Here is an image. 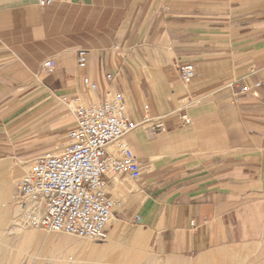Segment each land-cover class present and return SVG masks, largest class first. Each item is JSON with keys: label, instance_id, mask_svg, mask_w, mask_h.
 I'll return each mask as SVG.
<instances>
[{"label": "crops", "instance_id": "obj_1", "mask_svg": "<svg viewBox=\"0 0 264 264\" xmlns=\"http://www.w3.org/2000/svg\"><path fill=\"white\" fill-rule=\"evenodd\" d=\"M38 2L0 0V231L16 210L11 185L17 173L8 168L19 158L30 165L41 153L23 154L50 148L55 136L67 140L74 121L63 132L62 107L72 112L75 104L121 93L137 123L122 141L141 175L104 177L115 206L106 238L95 240L102 244L66 260L41 245L44 234L14 230L0 264L81 261L90 245L119 253L142 247L158 264L260 259L264 0ZM80 50L87 57L83 68L77 65ZM49 60L51 72L42 67ZM186 63L195 67L188 83L179 71ZM84 78L95 90L85 87ZM178 111L188 115L189 125L181 124ZM157 119L163 126L153 130ZM107 151L114 154L115 145ZM9 251L16 260L8 259ZM120 254L89 264H117Z\"/></svg>", "mask_w": 264, "mask_h": 264}, {"label": "built area", "instance_id": "obj_2", "mask_svg": "<svg viewBox=\"0 0 264 264\" xmlns=\"http://www.w3.org/2000/svg\"><path fill=\"white\" fill-rule=\"evenodd\" d=\"M52 1L39 0L38 5L45 7ZM86 61V52L80 50L78 67H85ZM42 67L51 72L54 63L45 61ZM179 71L184 83L195 76V67L190 63L181 65ZM83 83L89 90L96 88L88 78ZM245 91L246 87L240 88V92ZM73 101L77 102V98ZM72 113L74 125L67 132L66 145L58 153H41L30 171L19 180L16 192L22 210L14 218L13 228L43 229L104 240L115 206L107 193L104 177L122 174L136 180L141 175L139 161L122 141L137 123L128 114L121 93L88 106L75 104ZM177 117L182 125L190 124L184 111H178ZM162 126L157 119L151 128L159 130ZM110 144L115 145L114 154L107 151Z\"/></svg>", "mask_w": 264, "mask_h": 264}, {"label": "rangeland", "instance_id": "obj_3", "mask_svg": "<svg viewBox=\"0 0 264 264\" xmlns=\"http://www.w3.org/2000/svg\"><path fill=\"white\" fill-rule=\"evenodd\" d=\"M81 106H87V105L82 104ZM73 108L74 107H71L72 111H73ZM61 110H62V114L60 118V126L63 125L65 127L63 131L65 132L67 128L73 123L74 116H73V113L66 108V106L62 107ZM53 139H54V143L51 145L50 148H47L44 151H39L37 153L27 152V153H24L23 155L32 154L33 155L32 157H35L36 155L46 152V151H50L52 153H58L61 150V148L64 145H66L65 137L55 136ZM40 150H43V149H40ZM18 160H20V158L13 160V163L8 168L10 172L17 173L16 175H14V180L12 183L13 192H12V200H11V205L12 207H15L16 210L15 212L11 213L10 223L8 224L6 229L0 231V234H2L5 237V243L2 245L0 244V248H1L0 257L2 256V253L7 247V241H8V238L11 232L15 230L12 224L13 220L19 214L20 210H22L21 205L18 203L19 200L17 199V192H16L17 184L19 180L21 179V177H23L25 173L30 171L31 167L35 163L36 158L33 160V162L30 165L29 164L25 165L26 167L23 166V164H19L17 162ZM20 167L21 168L23 167V169H21ZM24 169H26V172L24 171ZM17 203H18V206H17ZM26 230H32V231H36V232H40L44 234L45 237L43 238L41 245L42 246L46 245V246H49L50 248H53L55 251V255L63 256L66 260L78 258L83 251L87 250V246L89 244H102L101 242H98L95 240L86 239V238H78L72 235L63 234L61 232H51V231L45 232V230L43 229H26ZM108 253H105L102 250L100 254L93 255L88 250V256L83 257L82 258L83 260L81 261L67 262L63 258H61L59 260H56L55 262H47L45 264H55V263L58 264L59 262H60L59 264H76V263L89 264L91 261L99 262V261H102L101 259H104V258L111 261L112 258H115V255H119L120 253L121 254L118 258L119 261L117 264H158L157 263L158 259L152 256L148 252V250L142 247L136 248V249L124 247V248H121L120 253L117 252L116 250H113V251L109 250ZM6 255L8 256V259L10 260H16V257L18 256L15 253H11L10 251L7 252ZM246 258H247V264H264V247L262 249V256L260 259L251 257V256H247ZM85 260L88 262H86Z\"/></svg>", "mask_w": 264, "mask_h": 264}, {"label": "bare ground", "instance_id": "obj_4", "mask_svg": "<svg viewBox=\"0 0 264 264\" xmlns=\"http://www.w3.org/2000/svg\"><path fill=\"white\" fill-rule=\"evenodd\" d=\"M12 186V185H11ZM21 211V210H20ZM89 248V252L91 253V254H93V255H98V254H100L101 252H102V250H103V252H105V253H108V249H109V246H106L105 247V249H103L101 246H89L88 247ZM110 253V252H109ZM108 253V254H109ZM106 255V254H105ZM110 255V254H109ZM111 256V255H110ZM62 261V260H61ZM57 262H59V261H57ZM60 263V262H59ZM58 263V264H59ZM67 263V262H66ZM56 264V263H55ZM76 264H78V263H76Z\"/></svg>", "mask_w": 264, "mask_h": 264}]
</instances>
